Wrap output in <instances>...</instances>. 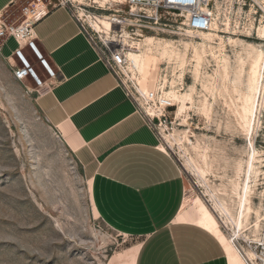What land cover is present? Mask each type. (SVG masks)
<instances>
[{"label": "rangeland", "instance_id": "1", "mask_svg": "<svg viewBox=\"0 0 264 264\" xmlns=\"http://www.w3.org/2000/svg\"><path fill=\"white\" fill-rule=\"evenodd\" d=\"M238 2H216L212 29L204 33L209 38L200 33L176 43L144 34L138 49L148 73L143 77L128 56L126 79L132 88L134 78L143 94L139 80L148 93L162 87L161 143L179 164L188 196L201 199L243 264L235 247L248 262L264 264V30L241 28L251 19L237 13ZM259 52L252 121L245 127L242 98ZM43 90L30 75L16 79L0 57V264H131L139 239L119 234L95 212L82 168L37 107ZM250 161L258 174L246 202Z\"/></svg>", "mask_w": 264, "mask_h": 264}, {"label": "crops", "instance_id": "2", "mask_svg": "<svg viewBox=\"0 0 264 264\" xmlns=\"http://www.w3.org/2000/svg\"><path fill=\"white\" fill-rule=\"evenodd\" d=\"M30 1L0 0V21L20 23ZM34 34L56 73L48 79L33 51L23 48L51 83L37 107L82 168L97 215L119 234L139 239L131 264H243L223 234L201 224L202 211L187 194L179 164L68 10L51 8L34 24ZM16 46L13 37L2 40L6 63L20 65Z\"/></svg>", "mask_w": 264, "mask_h": 264}, {"label": "built area", "instance_id": "3", "mask_svg": "<svg viewBox=\"0 0 264 264\" xmlns=\"http://www.w3.org/2000/svg\"><path fill=\"white\" fill-rule=\"evenodd\" d=\"M217 1L41 0L40 4H36L33 0L22 8L23 19L20 23L6 24L0 21V51L2 40L13 37L17 44L13 53L20 62V65L9 62L13 76L23 80L30 75L38 86L44 88L43 93L51 83L39 79L23 48L29 47L46 70L48 79H55V71L36 45L34 24L51 8H66L80 32L95 48L126 95L134 101L139 113L161 139L159 126L163 123L165 114L164 108H160L158 103L162 87L155 85L150 88L149 93L142 94L136 80L130 77L131 88L126 79L129 78L128 55L137 49L138 41L144 34L175 37L177 40L174 41L179 43L183 39H195L200 33L210 31L215 20L214 7ZM236 11L240 16L247 15L251 19L249 22H242L243 30L255 33L264 30V0H239ZM147 106L152 107L155 113H148L145 109ZM246 262L252 264L250 260V263Z\"/></svg>", "mask_w": 264, "mask_h": 264}, {"label": "bare ground", "instance_id": "4", "mask_svg": "<svg viewBox=\"0 0 264 264\" xmlns=\"http://www.w3.org/2000/svg\"><path fill=\"white\" fill-rule=\"evenodd\" d=\"M202 33L204 34L205 32H202ZM204 35H206V37H208V38L210 37V34L206 33ZM128 56L133 61L134 65L138 68V70L140 71L141 75L144 77L148 73V65H147L148 64V59L146 58L144 53L139 51L138 46H137V49L134 50V51H131ZM129 57H128V60H129ZM261 60H262V54H261V52H259L257 54V56L253 59L252 63H251V72H250V74H249L250 76L248 78V80H249V93L245 94L243 96V98H242V105H241V109H240V114H241V118H242V121H243V125L245 127H249L251 125V121H252V115H253V109H254V101H253L252 91L254 90V83H255L256 76L258 74V70H259V66H260ZM129 72L130 71H128V74H129ZM139 82L141 84L142 89L146 93H148V89H147V87L145 85V82L143 80H139ZM150 88L151 87H149V90H150ZM158 106L160 108H162L160 106V103H158ZM182 107L183 106H181L180 108H182ZM147 108H150V107H147ZM149 112H150V114L155 113L153 108H151L149 110ZM257 174H258V170L255 168V165H254L253 161H250L248 163V169H247V178H246L247 179V183H246V185H244V190H243V198H244V201H246V202H249V194H250L252 186H254V184L256 182ZM198 201L199 202H196V203L199 205V207H200V209L202 211V214H203V218H202L201 224H203L205 227H207L209 229L211 228V229L215 230L217 233L222 234L221 231L217 227L215 219L211 216L210 212L207 210V208L204 206V204H202L200 198H198ZM222 208H223V210H222L223 212H229V210L226 207H222ZM231 248H232V245H231ZM235 249L237 250V253H239V255L243 258L245 264H248L246 262V260L250 259V258L247 256V254L245 253L246 257H244V255L241 254L236 247H235Z\"/></svg>", "mask_w": 264, "mask_h": 264}]
</instances>
